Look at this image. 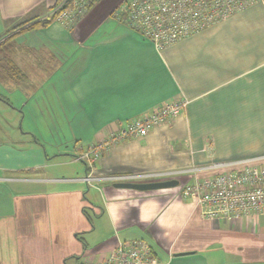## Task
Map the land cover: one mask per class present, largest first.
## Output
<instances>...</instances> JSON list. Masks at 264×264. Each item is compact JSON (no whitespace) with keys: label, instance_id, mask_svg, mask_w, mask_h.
<instances>
[{"label":"crops","instance_id":"obj_1","mask_svg":"<svg viewBox=\"0 0 264 264\" xmlns=\"http://www.w3.org/2000/svg\"><path fill=\"white\" fill-rule=\"evenodd\" d=\"M57 1L0 0V36L49 19ZM122 1L13 38L22 78L0 81V264L100 261L140 238L153 264H264V214L205 219L179 194L192 168L264 155V0L161 49L115 19ZM179 98L185 109L169 123L80 158ZM117 175L179 184L142 192L114 187Z\"/></svg>","mask_w":264,"mask_h":264},{"label":"built area","instance_id":"obj_2","mask_svg":"<svg viewBox=\"0 0 264 264\" xmlns=\"http://www.w3.org/2000/svg\"><path fill=\"white\" fill-rule=\"evenodd\" d=\"M66 1L70 4L63 8ZM96 0H61L54 7L55 19L72 25ZM258 0H123L113 16L129 30L149 39L161 49L192 33L209 27ZM187 101L179 98L164 102L152 111L125 123L116 133L80 152V158L96 161L110 145L130 136H144L153 127L169 123ZM199 172L209 173L195 177ZM191 182L179 187L181 197L192 201L205 219L236 221L247 215L264 214V155L214 162L187 171ZM161 175L160 180L168 179ZM173 178V177H171ZM148 175H117L113 182L144 181ZM88 182V176L82 177ZM158 259L144 239L118 242L100 261L81 264H153Z\"/></svg>","mask_w":264,"mask_h":264},{"label":"trees","instance_id":"obj_3","mask_svg":"<svg viewBox=\"0 0 264 264\" xmlns=\"http://www.w3.org/2000/svg\"><path fill=\"white\" fill-rule=\"evenodd\" d=\"M60 2H61V0H58L55 3L54 7H56ZM69 4H70V1H66V3L63 5V8L67 7ZM91 4H93V3H91ZM55 17H56V14H52L49 19H43L41 21H38L34 26H32L30 28V30L34 29V28H36V27H38L40 25H44V24L48 23L50 19H55ZM29 20H34V19L33 18H26V19L19 20L17 23H15V25H13L9 30H7L2 36H4L5 34L9 33L11 30H14L17 26L28 22ZM2 36H0V37H2ZM14 36L15 35H13V38H14ZM13 38H12V40H13ZM12 46H13V41H12ZM12 46L9 47V49L11 48L10 53L8 51H6V53L0 59V73L7 80L17 81V80H20L22 78V75H21V71L19 70V68L13 62V60L11 58Z\"/></svg>","mask_w":264,"mask_h":264},{"label":"water","instance_id":"obj_4","mask_svg":"<svg viewBox=\"0 0 264 264\" xmlns=\"http://www.w3.org/2000/svg\"><path fill=\"white\" fill-rule=\"evenodd\" d=\"M179 181L176 178H168L155 181H128V182H114L112 185L116 188L133 189L137 191H154L165 188L178 186Z\"/></svg>","mask_w":264,"mask_h":264},{"label":"rangeland","instance_id":"obj_5","mask_svg":"<svg viewBox=\"0 0 264 264\" xmlns=\"http://www.w3.org/2000/svg\"><path fill=\"white\" fill-rule=\"evenodd\" d=\"M38 21L29 20L26 23H23L19 26H17L14 30H11L9 33L5 34L4 36L0 37V59L3 57V55L8 51L10 53L12 46V38L13 35H16L17 33H22L29 31L32 26H34ZM32 30V29H31ZM0 81L6 82L7 79L0 73ZM1 109V106H0Z\"/></svg>","mask_w":264,"mask_h":264}]
</instances>
